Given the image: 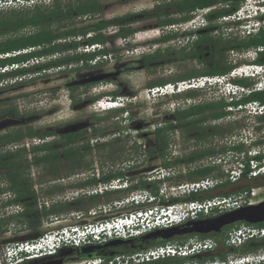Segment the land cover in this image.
I'll return each instance as SVG.
<instances>
[{"label":"rangeland","instance_id":"1","mask_svg":"<svg viewBox=\"0 0 264 264\" xmlns=\"http://www.w3.org/2000/svg\"><path fill=\"white\" fill-rule=\"evenodd\" d=\"M62 1L66 2L69 0ZM98 1L104 7L101 13L91 15L90 17L75 18L69 25H66L81 26L87 23L105 21L107 22V25L102 31V34L106 37H109L110 35L118 32L119 26L123 18L130 16L129 19H132L131 27L137 29L138 31L136 34L133 35L132 42H130L131 44L136 45L141 41L152 40L158 37L159 35H162L160 30L148 27L155 22V20L151 18V16L145 17L141 21H137L138 18L134 16L138 13H141L142 11H149L154 6V0ZM7 11L8 10L0 11V17L8 13ZM132 16L134 17L132 18ZM214 25H219L220 27L224 25L226 30L223 29V31L220 33H214L213 35H211L212 37H219L224 42L233 39V26H226L223 22L214 23ZM23 33H30V31L20 30L15 33L7 34L1 39ZM190 41L178 38L177 40L173 41L172 43L170 42L165 46L175 47L176 50H186V48L190 44ZM123 44V40L119 38L115 41V43H113V46L115 49L119 50L122 48ZM101 47L106 48V45L104 44ZM155 47L156 46H140L136 47L133 50H129L128 53L119 51L117 54L113 53L111 56L108 55L104 59L101 57L97 63H101L103 61L104 64L102 67V71H106L112 63L116 62L115 58H119V63L125 62L126 67H129V65L131 67L132 65L128 61L134 60L136 57H139L142 53L144 54L153 51ZM185 53L189 54L188 51H185ZM57 57L58 56H56V58ZM48 59L49 58H42V60L36 59L32 62L24 63L22 65L19 64V67H32L38 64L45 63L48 61ZM51 59H55V57H52ZM110 59H112V61ZM234 62V54L230 51L226 52L225 63L227 65H233ZM82 68V65L78 63L74 64L71 67L66 66V68H54L51 70L40 71L37 73H28L25 75H20L18 77H14L18 78L15 83H2V85H0V105H4V103L2 102L7 101L5 104L9 103L7 104V106H10L15 109L16 113L20 114L21 116L25 115L29 118H20L17 120H12L11 118H6V120L0 119V125L2 123H5V121L10 120V124H6L5 126V131H7L6 129L10 127L13 129H24L25 127H32L35 131H43L46 130L47 127H58L68 120L76 119L82 120L83 122H87V131L77 140V142L81 141L83 143L89 144H94L95 142H114L119 143L120 146L127 145L129 149V158L139 157V159L144 160V162L141 163L139 166L145 169V173H141L140 176L136 175L134 177V181L144 180L149 182L147 178L157 179L159 175L161 176L163 174L165 177L170 178V180L158 185L159 193L160 190H162L167 195H174L175 192L173 188L177 187L178 185L190 183L191 180L188 177V172L192 171L196 167L213 166L215 164H220L221 167H219V169L218 167L215 168L213 173H211V175L215 176L217 175V172H222L223 177H221L220 179L224 178L225 171L236 167V160H234L235 154L233 151L229 150H226V152H224L220 156L216 154L211 158L206 157L196 162L187 163L185 161V157H188V155L193 152L212 148L213 146H210V144L207 143L211 142V139H217V137H211L209 141L196 140L195 138H188L180 130H175L174 132H168L166 134L168 146L163 157L160 156L157 149L155 150V155L152 156L153 158H151V156H148L146 152H143V144L148 142L153 149V145L157 143L155 142V138L153 135L146 136V134L153 133L154 130H156L157 128L163 127L164 124L162 122L166 119H169V117L173 115L177 110L186 109L191 105H195L201 101L217 100L221 97L222 93H225V91H222V89H220L221 87L218 85L209 88L194 89L196 90V94L193 96V98H186L184 92L172 95L170 97L167 96L165 98H159L156 100H147L145 98L144 89L146 88V83L154 80H162L165 82V84L172 83L171 80L180 77L181 75L186 73V71H199L198 69H200V67H198L195 61L188 60L182 63L173 61L161 65V67L158 68L157 71H151L148 73H132L129 77V81L131 88L135 91L136 96H131L132 98H130V101L132 102L130 103L131 106L128 109L126 108L127 112H121L120 110H111L107 112L95 113L89 109V105L91 104L89 102V99L98 96L97 100H101L105 92L114 88V84L112 83H101L86 89H79L73 93L68 91L64 85L66 81L74 79L77 74L83 75L84 73L89 72ZM74 102L77 103V106L75 107V109L71 110L69 108V103ZM2 107L3 106H0V111L1 109H3ZM257 117L258 116H253L252 119L254 121V124H256L255 127L258 128L261 124H259V122L257 121ZM228 124H233L232 119L231 122H229ZM206 126L210 125L207 124ZM20 129L12 130V132L18 131ZM10 130L11 129H9L8 131ZM5 131H1L0 134L5 133ZM254 138L259 139V133H256V136H254ZM49 141H59V138L56 136L50 139L47 138L46 143H49ZM10 144L11 143L1 145L0 154L16 152L14 150L12 151L8 149V146ZM215 149L218 150L217 148ZM248 150L252 153L254 151H260L264 154V148H245L244 153H246L247 155ZM30 151H26V162L24 163V165H26L27 167H25L26 169L24 175L28 179L29 184L32 186L36 198L39 199V202L41 203H47L48 206L54 203L68 202L67 200L64 201V199H66V197L70 198L71 195L75 193L73 189L75 183L81 182V179L83 178H77L72 174H68L67 172L69 171H64L66 173L60 172L59 170L61 166L59 162L57 170L54 174L50 173L47 167L42 164H31L33 161V154L30 153ZM244 153L240 154V159L244 157ZM99 156L105 157L106 155ZM99 156L98 154L95 156L93 155V158ZM163 163L169 164V168L163 169L161 166ZM97 168L98 167L95 166L91 173L98 175L99 169ZM153 169L156 170H154L153 172H148L149 170ZM61 177L64 178L63 182L61 181ZM262 181L263 184H261V186L253 188L254 191L258 193V196L257 198H255V200L259 202L264 201V180ZM9 186L10 185L7 179L3 177L2 173H0V188H5V190H8ZM151 189L152 187L148 188V190L143 192L150 193ZM177 193L179 195L181 194L180 191H177ZM136 194L137 193H134L129 196L126 195L121 198H117L113 195L100 198V200L87 205V207H89V211L64 212L57 216L58 221L53 220V217L55 216H49L48 218L42 220L40 228L36 229L35 231L45 234L48 232H54L55 230H58L59 228H64L66 226H80L86 223H94L97 221H103L110 217L114 218L119 214L138 210L139 208L147 209L156 206V203L151 205L154 201L150 200H142L144 201V203H140L139 205H136L135 202H131V197ZM110 202L111 204H108ZM84 207L86 206L84 205ZM2 215L3 206H0V217ZM0 229V248L2 247L1 249H5L6 246L12 242L26 240L27 238L23 239V237H26L28 234L34 232V230L29 229L26 221L20 216H14L13 218H0ZM140 230L141 229L138 228L137 230L132 231ZM128 232H130V230H128ZM113 240L115 239H107L103 241V243H92L87 246L102 245ZM70 247L71 246L65 248ZM83 247L86 246H82L81 248ZM84 251V253L87 254H93L97 251H110V253H115L113 257L118 255L127 256L133 253L131 252L133 250L131 249L130 244H128V246L120 245V247H114L113 245L111 247L102 248L99 250L85 249ZM71 253L69 251H65L59 256V258L55 260H62V264L84 263L82 261H84L85 259H78L77 255H70ZM108 255L106 256L109 257ZM93 258L97 259L98 257ZM26 260L27 259H23V261L19 262L18 264L23 263ZM104 263L105 262H103L102 264Z\"/></svg>","mask_w":264,"mask_h":264},{"label":"flooded vegetation","instance_id":"2","mask_svg":"<svg viewBox=\"0 0 264 264\" xmlns=\"http://www.w3.org/2000/svg\"><path fill=\"white\" fill-rule=\"evenodd\" d=\"M191 1L192 0H154V6L149 11H142L141 13L134 15L136 18H138L137 21H141L145 17L151 16L155 22L148 27L158 29L162 34L152 40L141 41L136 45L131 44L130 42H132L133 35L138 31L137 29L131 27L132 19H129L130 16L123 18L120 26L124 30H133L134 32L131 35L119 37L124 42L122 48L119 50L115 49L113 46V43H115V41L119 38L114 40V34L110 35L108 41L105 44V49L108 50V54L104 56H111L113 53L117 54L119 51L128 53L129 50H133L140 46H156L154 50L150 51L149 53H142L134 60L128 61L132 65L131 67L130 65L129 67H126L125 62L119 63V58H115L116 62L112 63L106 71H102L103 66H96L98 64L97 63L95 65L96 67L94 66L93 69L87 70L89 72H86L83 75L77 74L74 79L66 81L64 85L66 87L67 84L76 82L80 79H83L85 76H90L91 74H108L109 78L104 81L73 87L76 88L75 91H77L79 89H86L101 83H112L114 84V88L105 92L102 98L109 97L115 100L121 97L130 99L132 98L131 96H136L135 91L131 88L129 81V77L132 73H148L151 71H157L161 65H164L168 62L174 61L182 63L188 60L195 61L198 67H200V69H198L199 71H186L187 74L184 73L180 77L171 80L173 84L206 77L200 76L199 74L206 72L210 58V50L214 47L210 45L209 37L210 35H213L214 33H220L223 31V29H225L224 25L221 27L219 25H214V23L223 22L226 26H233L232 40L234 44L233 49L230 50V52L234 54L235 62L233 64L234 68L232 70H237V72L240 74L248 73L249 69H255V72L257 70L260 71L256 78H252L251 76L250 78L244 76H235L232 78L228 77L232 70L227 75L218 76L221 77V83L219 84L221 87L220 89L225 91V93H222L221 97L217 100L201 101L195 105H191L190 107L201 106L203 108L202 126L208 127L206 125L209 124L210 132H219L218 135L214 134L212 136H206L204 139H202L203 141H209L211 137H217L215 140L211 139V142H208L207 144H210V146L220 150L241 147L243 151H233L235 154L234 160H236V163L244 160L246 156L254 158L256 156H250L249 150L248 155L244 152L245 148H264V124L260 122L259 124L261 125L257 128L255 127L256 124H254L252 119L254 116L252 113V103H264V101L256 100L254 98V95L257 92H260L257 90L259 87L263 86L261 91L264 90V0H232V2L227 0H217L211 6L200 7L198 4H196L189 5L185 9H181L177 5V3ZM134 16H132V18ZM178 38L185 39L186 41L191 40L186 50H176L175 47L165 46L166 44L170 42L172 43ZM71 40L72 38H68L67 40H63V42H70ZM185 51H188L189 54H186ZM67 53L73 54L72 50L67 51L66 54ZM110 60L112 61V59ZM101 64H104L103 61ZM73 65L74 64L71 63L67 66L71 67ZM64 68H66V66ZM156 82L159 81L154 80L146 83V88L144 90L157 87L148 86ZM66 88L68 90L71 87ZM97 97L89 99V102H95L97 99H93ZM130 103H126L124 107L119 110L121 112H125L131 106ZM212 104L216 105L214 109L211 107ZM76 106L77 103L75 102L69 103V108L71 110L75 109ZM6 118L17 120V118H12L11 116H5L0 119L6 120ZM231 119L233 124H228L231 122ZM6 124H10V120L5 121V123L0 125V132L5 131V127H2V125ZM80 124H86V127L74 133L57 134L58 130H62L68 126ZM87 124V122H83L82 120H68L58 127H47L46 130L54 131L60 139L61 136L72 134L78 135L84 131H87ZM9 129L12 128L10 127L6 130ZM154 133L155 130L153 133L146 134V136L154 135ZM256 133H259V139L254 138ZM53 137L54 136L45 138L50 139ZM61 145V155L59 158L61 167L59 171L63 173H66L64 171H69L67 172L68 174H72L77 178H83L81 179V182L75 183V186L73 187L75 193L78 195V198L91 196L87 195L91 189L92 191H95L92 195H98L100 198L111 195L121 198L126 195L129 196L134 193L140 194L141 192L146 191L141 187L142 181H134V177L136 175L140 176L141 173H145V169L139 166L144 162V160L139 159V157L129 158V149L127 145L120 146L119 143L114 142H95L94 144H89L83 143L81 141H63ZM156 149L160 154L158 142L153 145V149L148 142L143 144V152H146L148 156V150L150 151ZM68 152L72 154L71 157L67 156ZM155 153L156 151H154V155ZM243 153L245 155L240 159L239 156ZM97 154L98 156H106L93 158V155L95 156ZM220 155L221 153L218 154V156ZM209 157L211 158L213 156ZM263 158L261 160H263ZM95 166L98 167L97 169H99L98 175L91 173ZM154 170L155 169L149 170L148 172H152ZM61 181H64L63 177H61ZM112 183H116L118 188L115 190L108 189ZM108 204H111V202ZM135 238H138V236ZM161 241L162 240L160 239L150 240L148 241V245L156 244L155 246H157ZM140 246V243L136 242L134 243V246L131 245V249L136 250Z\"/></svg>","mask_w":264,"mask_h":264},{"label":"trees","instance_id":"3","mask_svg":"<svg viewBox=\"0 0 264 264\" xmlns=\"http://www.w3.org/2000/svg\"><path fill=\"white\" fill-rule=\"evenodd\" d=\"M216 1L217 0H192L191 2L177 3V5L181 9H185L189 5L196 4H198V6L200 7H206L211 6ZM227 1L232 2V0ZM103 8L104 7L98 0H74L66 2H63L61 0H53L50 5H35L32 8L8 10V13L0 17V56L4 54L13 55L0 58V68L10 65L23 64L30 61L31 59H37L41 57L49 59L45 63L38 64L32 67H19L14 71L1 73L0 82L7 78L17 77L28 73H37L40 71L51 70L64 65L67 66L71 63H81L83 66L82 69L84 70L93 69L94 66L89 65L88 62H90L97 56H104L108 54L107 49L102 48L90 54H77L74 52L79 46L83 44H106L109 37L104 36L102 34V31L105 29L107 22L97 21L94 23L83 24L81 26L67 25H69L75 18L90 17L91 15L101 13L103 11ZM20 30H29L30 33L12 35L11 37L9 36L8 38L1 39L7 34L15 33ZM133 32V30H124L121 26H119L118 32L114 34L113 39L116 40L119 37L131 35ZM68 38H72V40L70 42H63V40H67ZM209 43L214 47L210 50V58L206 68V72L200 73L199 75L206 77H218L227 75L234 68L233 65H227L225 63V53L233 49V40L224 42L219 37H212L210 35ZM69 50H72L73 54H66V52ZM14 52L18 54H14ZM56 56L58 57L56 58ZM52 57H55V59H51ZM96 66L100 67L103 65L101 63H98ZM164 84L165 82L160 80L159 82L150 84L148 86H162ZM68 90L73 93L76 88L71 87ZM195 91L196 90L184 92L185 97L192 98L196 94ZM97 98H94L93 100H96ZM254 98L256 100L264 101V90L257 92L254 95ZM6 102H2L4 103V105H0L3 106V109H1L0 111V118L5 116H11L12 118L17 119L29 118L25 115L21 116L20 114L16 113L15 109L7 106V104L9 103L5 104ZM211 107L214 109L216 105L212 104ZM202 111L203 108L201 106H193L183 110H177L173 115L169 117V119H166L162 122L164 126L157 128L153 135L155 138V142H158L161 157L164 156L167 150L168 143L166 134L168 132L180 130L188 138H195L196 140H202L206 136L219 134L218 131L210 132L209 126H202ZM257 121L259 123L263 122L262 124H264V115L258 116ZM16 129L12 128L10 131L7 130L8 132L5 131V133L0 134V146L16 142L24 137H58V135L52 130L35 131L32 127H25L24 129L12 132V130ZM85 132L86 131L78 135L72 134L61 136L59 141H52L40 146L32 147L30 153L33 154V161L31 164H42L47 167L50 173L54 174L57 170L59 158L61 155V143H63V141L75 142ZM226 150L239 152L243 151L241 147L228 149L226 148L221 150H216L215 147H212L191 153L190 155H188V157H185V161L187 163L196 162L209 156H214L220 153L223 154L224 152H226ZM154 151L155 150H148L149 156L152 157L154 155ZM25 155V150H18L14 153L9 152L6 154H0V173H2L3 177H5L9 182V190L14 192L16 195L14 202L23 206V212L19 216L26 221L29 229L34 230L33 233L28 234L26 237H23V239H33L42 235V233L36 232L35 230L40 228L43 219L48 218L49 216L57 217L64 212L89 211V207H87V205L100 200V196L91 195L87 197L76 198L72 202L57 203L52 205L49 209H43L41 211L38 210L36 207V196L34 194L32 186L29 184L28 179L24 175L26 169L25 167H27L26 165H24V163L26 162ZM67 156L71 157L72 154L68 152ZM262 158V155H258L252 159L261 160ZM250 159V157L246 156V158L241 161L244 164V168L242 171V175L237 182L231 183L226 180L206 191L193 192L185 197L171 198L168 203L173 204L183 201H202L214 197H229L239 192L245 190L249 191L252 188L261 186V184H263L262 180H264V176L259 175L255 178L248 177V173L250 171L248 162ZM161 166L163 169L169 168V164L167 163H163ZM217 167L219 169V167H221L220 164H215L213 166L196 167L192 171L188 172V177L190 178L191 182L198 181L207 177L221 178L223 177V174L220 171L217 172V175L215 176L211 175V173H213V171ZM168 180H170V178L166 177L164 181ZM162 182L163 181L159 180L154 182L142 181L141 187L144 190H148L149 186L152 187L150 194L154 197H157L159 191L158 185L162 184ZM84 205L86 207H84ZM234 225L223 228L221 232L217 234H192L187 235L183 238H172L170 240L161 241L160 243H158L159 245H161L168 242H174L176 240L184 241L187 238L192 237H211L217 239L218 245L216 249L214 251L205 252L198 255L199 258L193 256L185 258H166L141 264H185L187 262L202 263L214 259L224 260L231 253H235L237 255H245L257 251L258 249H264V239L260 241H247L239 248L225 246L223 242L225 234ZM256 225L264 226V222ZM139 243L141 244V246L131 252L135 253L143 251L156 245H148V241ZM146 244L148 246H146ZM124 245L128 246V244ZM130 245L134 246V244ZM65 251H69L70 253L72 252L70 255H77L78 259H85L91 256L100 257L105 261H109L111 258L106 256L110 253V251H97L93 254H87L84 253L85 251L81 247H70L58 250L54 256L35 260H26L20 264H46L50 261H55V259L59 258V256Z\"/></svg>","mask_w":264,"mask_h":264},{"label":"built area","instance_id":"4","mask_svg":"<svg viewBox=\"0 0 264 264\" xmlns=\"http://www.w3.org/2000/svg\"><path fill=\"white\" fill-rule=\"evenodd\" d=\"M53 0H0V11L11 9H26L32 8L35 5H50ZM62 1V0H61ZM70 1V0H69ZM101 44L87 45L83 44L79 46L74 53L77 54H90L97 50L102 49ZM14 54H18L15 53ZM13 54H4L0 58L7 57ZM101 56L95 57L91 60L89 65L95 66L100 60ZM102 58H106L102 56ZM42 60V58H38ZM36 60V59H35ZM81 64V63H80ZM82 65V64H81ZM61 68V67H59ZM64 68V67H63ZM260 68V67H259ZM6 69H0V73H5ZM244 76L250 78V73H238L234 70L228 75V77ZM18 78H7L0 82L2 83H15ZM221 83V77H202L191 81L179 82L177 84L167 83L162 86L153 87L145 90V98L147 100H156L159 98H165L179 94L188 90L201 89L214 87ZM263 86L257 90L261 91ZM133 100V99H132ZM128 98H117L115 100L104 97L101 100H97L89 105V109L92 112H107L111 110H119L123 108L126 103H130ZM252 113L264 114V103L257 104L252 103ZM47 138H24L18 142H13L8 146L9 150H25L30 151L32 147L40 146L46 143ZM255 153L253 152L252 155ZM251 156V153H250ZM249 173L248 177H257L259 175L264 176V161L263 160H249ZM244 164L240 161L236 163V167L225 171L223 179L207 177L198 181L185 183L173 188L175 194L167 195L164 191H158V196H151L147 194V200L154 201L156 203L153 208H139L130 212L119 214L114 218H108L103 221H97L94 223H86L80 226H66L59 228L54 232H48L42 234L33 239L20 240L12 242L3 249V253L0 254V264H18L23 259L33 260L44 257L54 256L58 250L71 246L82 247L92 243H103L107 239H128L137 237L146 232L154 229L169 228L184 224L188 221H194L198 219H204L207 217L217 216L225 212L239 209L244 206L255 205L259 203L256 201L258 193L254 189H250L231 195L229 197H214L205 199L202 201H183L169 204L168 201L171 198L185 197L193 192L206 191L221 184L223 181L228 180L231 183H235L242 175ZM156 170V169H155ZM153 172V171H152ZM165 176L162 174L157 179L147 178L149 182L165 181ZM116 183L108 188L110 190L117 189ZM101 190V189H100ZM180 191V195L177 193ZM95 191H89L87 195L94 194ZM101 192V191H100ZM143 192L133 195L131 202H135L136 205L144 203L142 201L144 197ZM178 194V195H176ZM180 196V197H177ZM16 195L11 190H5L0 188V206H3V215L0 218H13L19 216L23 212V206L15 203ZM78 198L77 193L71 195L70 198L66 197L65 200L72 201ZM140 201H139V200ZM158 203V204H157ZM57 204V203H54ZM52 204V205H54ZM52 205L44 202H39L36 198V207L38 210L49 209ZM54 221H58V217H53ZM234 225V224H233ZM27 226V225H26ZM141 229L140 231H132ZM130 230V232H128ZM143 231V232H142ZM185 236H176L177 238H183ZM264 239V226L249 225L246 223H239L232 226L229 229L223 239L224 245L227 247L239 248L247 241H260ZM220 240V239H218ZM218 245L217 239L211 237L198 238L192 237L186 240H176L174 242H168L162 245L150 247L146 250L131 253L127 256L118 255L111 257L109 261H105L98 257L86 259L83 264H141L166 258H185L196 257L205 252L214 251ZM264 263V249H259L257 252L248 253L245 255H232L227 256L224 260H208L202 263L188 262L185 264H262Z\"/></svg>","mask_w":264,"mask_h":264},{"label":"water","instance_id":"5","mask_svg":"<svg viewBox=\"0 0 264 264\" xmlns=\"http://www.w3.org/2000/svg\"><path fill=\"white\" fill-rule=\"evenodd\" d=\"M109 78L108 74H98L90 76H85L83 79H80L76 82H71L66 85V87L73 86H83L86 84L97 83L104 81ZM6 125H2L5 127ZM86 127V124L80 125H72L64 128L62 130H58L57 134L62 133H74ZM264 222V201H261L255 205L244 206L236 210H232L229 212L222 213L217 216L207 217L204 219H198L194 221H188L184 224L173 226L169 228H161L154 229L149 232L142 234L138 238H128V239H115L111 242L104 243L102 245H92L86 246L82 249H91V250H99L102 248L114 247L124 245V244H134L136 242H145L150 240L160 239L162 241L170 240L176 236H185V235H208V234H217L220 233L221 230L227 226L237 224V223H246L249 225H256ZM115 253L111 252L108 256L112 257ZM196 257L199 258L197 255ZM93 257L89 256L86 259H91ZM46 264H62V260L50 261Z\"/></svg>","mask_w":264,"mask_h":264},{"label":"clouds","instance_id":"6","mask_svg":"<svg viewBox=\"0 0 264 264\" xmlns=\"http://www.w3.org/2000/svg\"><path fill=\"white\" fill-rule=\"evenodd\" d=\"M38 59V58H37ZM33 60H35V59H31L30 61H28V62H32ZM28 62H26V63H28ZM24 64V63H23ZM20 65H22V64H20ZM2 68H5L6 69V71L5 72H10V71H14V70H16L17 68H19V65H10V66H6V67H2ZM2 68H0V69H2ZM259 71L260 70H257L256 72H255V69H249V72L248 73H250L251 74V77L252 78H256L257 76H258V73H259ZM1 74V73H0ZM18 77V76H17ZM12 78H14V77H12ZM215 86H218V85H215ZM205 88H207V87H205ZM201 89H203V88H201ZM121 109V108H120ZM264 114H256V115H254V116H263ZM251 153V156L252 157H254V156H258V155H262V156H264V154L263 153H261L260 151H257V152H255L254 151V155H252V152H250ZM142 196L144 197V199L143 200H147V194L146 193H144L143 192V194H142ZM2 248V247H1ZM0 248V254L1 253H3V249H1Z\"/></svg>","mask_w":264,"mask_h":264}]
</instances>
